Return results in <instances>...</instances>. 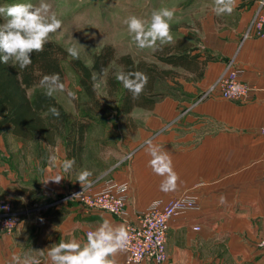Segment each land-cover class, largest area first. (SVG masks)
I'll list each match as a JSON object with an SVG mask.
<instances>
[{
    "label": "crops",
    "instance_id": "0c3cea01",
    "mask_svg": "<svg viewBox=\"0 0 264 264\" xmlns=\"http://www.w3.org/2000/svg\"><path fill=\"white\" fill-rule=\"evenodd\" d=\"M262 1L237 0L231 15L218 16L213 12L214 0H197L198 46L217 59L207 63L201 78L179 71L176 81L181 85V98L167 96L157 103L153 111L159 117L147 124L155 130L168 123L170 131L158 137L140 134L132 161L114 173L113 180L129 186L124 217L88 211L78 202L47 207L51 203L48 199L30 204L19 196L22 201L20 205L12 203V211L19 214L20 222L12 233L1 237L0 264H11L13 255L50 264L47 249L52 245L72 237L84 243L86 233L105 219L125 225L152 203H166L185 194L196 197L198 206L170 223L168 258L163 264H264V40L243 39L256 14L264 12ZM183 37L191 38L189 33ZM230 64L251 89L244 100L224 99L210 92ZM184 75L192 79L185 80ZM175 127L181 128V133ZM160 138L162 150L171 156L179 177L176 188L169 192L160 190L162 177L149 166L151 157L146 150L145 141L158 146ZM88 144L86 135L85 147ZM61 156L56 162V177L63 179L57 183L52 180L54 174L47 172V186L42 188L45 194L56 190V199L75 188L71 174L63 170L66 159ZM6 171L1 165V193L10 184ZM103 183L96 184L94 190ZM39 250H44V255H39ZM126 258L124 251L115 259L117 264H126Z\"/></svg>",
    "mask_w": 264,
    "mask_h": 264
},
{
    "label": "rangeland",
    "instance_id": "374dc122",
    "mask_svg": "<svg viewBox=\"0 0 264 264\" xmlns=\"http://www.w3.org/2000/svg\"><path fill=\"white\" fill-rule=\"evenodd\" d=\"M20 2L31 3L34 6H38L41 2L50 4L52 11L62 20V27L50 36L48 42H56L66 50L75 47L78 58L88 66L92 65L94 56L108 45L115 49L117 56L130 54L134 58L154 62L156 60L154 54L170 43L160 45L158 42L156 51L139 49L130 37L124 21L130 16L148 20L152 11L161 7H174L176 10L175 18L171 22L173 41L188 33L197 43L200 41L199 16L195 9L197 0H12L0 6ZM1 19L4 23L5 18L1 17ZM62 68L65 90L54 91L52 95L67 112L77 119H85L86 114L89 113L86 106L88 98L79 86L78 77L72 71L69 62H63ZM183 78L192 79L187 75ZM96 84H99L98 92L105 106V112L91 115L92 127L87 133L89 144L81 154V165L79 167L73 165L69 170L71 180L75 182L72 184L75 188L71 192L83 189L77 181L81 171L88 170L92 173L89 178L91 185L84 189H94L96 184L113 179L118 169L130 164L139 147V144L134 146V143L140 138V134L150 133L152 137H158L171 129V124L165 123L160 128L150 130L148 122L152 118L159 117L153 110L135 109L131 114V120H128L118 109L123 84L120 85L116 102L108 97V86L104 77H98ZM162 85L165 95L181 98L180 82L168 81ZM69 91L75 94L77 103L68 96ZM164 100L165 98L162 101ZM174 129L181 133V128ZM161 139L163 138L158 141V147L163 149L164 142ZM119 145L123 147L122 150L119 149ZM61 155L66 159L63 138L58 140L52 150L44 145L39 135L33 141H24L12 136L10 131L6 130L0 136V166H5L7 169L6 174H9L10 184L7 190L2 193L0 191V201L5 199L11 205L12 203L20 205L22 199L14 191L15 187L20 186L34 188L37 194H32V197L34 196L39 202H47L46 199L56 200V190H50L49 194H45L42 188L47 186L44 181L47 172L53 173L56 177V162L58 163L62 158Z\"/></svg>",
    "mask_w": 264,
    "mask_h": 264
},
{
    "label": "trees",
    "instance_id": "16d2710c",
    "mask_svg": "<svg viewBox=\"0 0 264 264\" xmlns=\"http://www.w3.org/2000/svg\"><path fill=\"white\" fill-rule=\"evenodd\" d=\"M10 1L12 0H0V5ZM0 24H3L1 17ZM190 37L176 38L154 54V62L137 59L130 54L117 56L115 49L108 45L94 56L92 65L88 66L80 58H73L56 42H48L42 52L32 53V63L24 69L14 65L11 60L7 64L0 62V136L6 130L24 141H33L39 135L44 145L52 150L58 140L63 138L66 160H74L73 165L79 167L86 135L92 127L91 115L105 112L98 89L94 90L93 87L97 78L106 79L108 97L116 102L122 84L116 79L118 69L119 72H140L147 75V85L138 98L133 99L132 93L123 85L118 109L124 117L131 120L135 109L151 111L167 97L162 91V83L176 82L180 78V70L201 78L207 63L217 59L203 51L193 36ZM63 62H69L78 77L79 86L88 98L86 106L89 113L85 119H77L67 112L56 97L47 95L46 87L41 86V80L46 75H58L59 82L65 85ZM73 101L76 102V99ZM51 108L57 109L60 115H53ZM14 191L26 198L30 204L37 201L32 197V194H37L34 188L20 186L15 187Z\"/></svg>",
    "mask_w": 264,
    "mask_h": 264
},
{
    "label": "clouds",
    "instance_id": "9594fccd",
    "mask_svg": "<svg viewBox=\"0 0 264 264\" xmlns=\"http://www.w3.org/2000/svg\"><path fill=\"white\" fill-rule=\"evenodd\" d=\"M236 2L237 0H214L213 12L218 16L231 15ZM175 11L174 7H161L153 10L148 20L136 16L128 17L124 23L136 47L156 51L158 42L160 45L171 43L173 41L171 22L175 18ZM0 17L5 18V22L0 24V62L7 64L11 60L20 69L28 67L32 63V53L42 52L50 36L62 27V20L52 11L51 5L44 2L38 6L22 2L0 6ZM67 51L73 58H78L75 47H70ZM116 79L132 93L133 99L138 98L148 82L147 75L140 72H118ZM41 86L46 87V94L49 96L54 91L65 90V86L59 82L58 75L44 76ZM93 87L96 90L99 84H94ZM67 94L73 100L76 98L71 91ZM50 111L57 117L60 115L55 108H51ZM145 144L151 157L149 166L156 175L162 177L160 190L163 192L174 190L179 177L173 170L171 156L154 145L151 140L145 141ZM73 164L74 160H65L63 170L68 172ZM91 175L88 170L78 174L77 181L83 189L90 187ZM62 179L63 177L58 175L52 180L59 183ZM128 245L129 233L126 227L105 219L95 230L87 233L86 242L81 243L75 237L68 241H60L47 249V256L50 264H117L116 256L126 251ZM37 252L44 255V250ZM11 264H39V261L31 256L21 260L19 256L13 255Z\"/></svg>",
    "mask_w": 264,
    "mask_h": 264
},
{
    "label": "built area",
    "instance_id": "2783aa9c",
    "mask_svg": "<svg viewBox=\"0 0 264 264\" xmlns=\"http://www.w3.org/2000/svg\"><path fill=\"white\" fill-rule=\"evenodd\" d=\"M264 4V1H262ZM261 38L264 40V12L256 14L250 28L243 39ZM250 87L239 79V71L231 64L222 74L210 92L217 93L224 99L241 101L248 98ZM264 135V126L261 129ZM264 180V170L262 174ZM129 186L113 179L106 180L98 190L80 189L66 196L53 200L47 207H55L63 202H78L88 211H103L113 216L123 218L127 210ZM197 198L185 194L168 202L156 201L144 211L137 213L135 221H125L129 233V245L125 251L126 264L153 263L163 264L168 258L167 238L170 223L186 212L196 209ZM20 222V216L12 211V205L7 200L0 201V243L4 234L12 233ZM264 226V221H263ZM195 230H199L196 227ZM89 232V231H88ZM87 232V233H88ZM86 233V235H87ZM264 245V231L261 242Z\"/></svg>",
    "mask_w": 264,
    "mask_h": 264
}]
</instances>
